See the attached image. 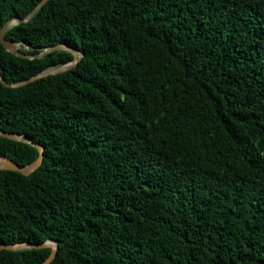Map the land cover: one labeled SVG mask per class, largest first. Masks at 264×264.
I'll return each mask as SVG.
<instances>
[{
  "label": "trees",
  "instance_id": "1",
  "mask_svg": "<svg viewBox=\"0 0 264 264\" xmlns=\"http://www.w3.org/2000/svg\"><path fill=\"white\" fill-rule=\"evenodd\" d=\"M41 0H0V32ZM71 69L0 82V128L44 147L0 169V240L49 264H264V0H47L5 34ZM74 59L0 41V76ZM32 144L0 135L25 166ZM51 247L0 248L40 264Z\"/></svg>",
  "mask_w": 264,
  "mask_h": 264
},
{
  "label": "water",
  "instance_id": "2",
  "mask_svg": "<svg viewBox=\"0 0 264 264\" xmlns=\"http://www.w3.org/2000/svg\"><path fill=\"white\" fill-rule=\"evenodd\" d=\"M46 1L47 0H41L40 3L26 17H23V18L14 17V18L9 19L6 22V24L3 26V28L1 29L0 41L4 44L5 48L8 51H10L16 55L23 56V57H29V58L41 57L42 55H44L47 52L62 49V50L71 51L74 55V59L72 61L66 63V64L51 67L49 69H46V70L30 77V78H27V79H24L21 81H17V82H8L7 80H5V78L0 76V82L4 83L6 86L20 87L22 85L28 84L32 81H35L41 77L54 75V74H58V73L67 71V70L71 69L73 66H75L78 63V61L81 59V57L83 56V53L80 52L77 48H75L69 44H66V43H59V44L52 45V46H46V47L41 48V52L37 55H27V54L22 53L20 51V48H21L20 42L10 41V40H7L5 38L6 31L10 27L17 25L19 23H22V22H28L33 17V15L38 11V9ZM0 135L7 137V138H10V139L30 143V144L34 145L39 150V153H40L39 156L37 157V159H35L33 162H31L25 166L17 165L9 157H7L5 155H0V169L15 170V171H20L24 174H29V173L33 172L34 170H36L42 164L43 157H44L43 145H41L40 143L34 142L31 138H29L25 134L17 133V132H6V131H2L1 128H0ZM41 247H51L52 248L51 254L46 258V260H44L43 262L40 263V264H49L52 261V259L55 257V255L57 254V250H58V244L53 239H49L46 242L41 243V244H34V243H29V242H18L15 244H5L0 240V248H5V249L18 250V249H22V248H41Z\"/></svg>",
  "mask_w": 264,
  "mask_h": 264
}]
</instances>
